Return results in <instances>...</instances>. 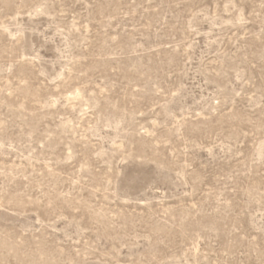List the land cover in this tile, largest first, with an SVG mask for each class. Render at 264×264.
Masks as SVG:
<instances>
[{
	"label": "rangeland",
	"instance_id": "rangeland-1",
	"mask_svg": "<svg viewBox=\"0 0 264 264\" xmlns=\"http://www.w3.org/2000/svg\"><path fill=\"white\" fill-rule=\"evenodd\" d=\"M0 264H264V0H0Z\"/></svg>",
	"mask_w": 264,
	"mask_h": 264
}]
</instances>
